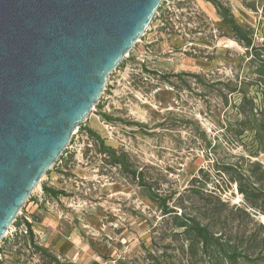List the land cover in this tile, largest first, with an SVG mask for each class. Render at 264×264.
<instances>
[{"label":"rangeland","instance_id":"obj_1","mask_svg":"<svg viewBox=\"0 0 264 264\" xmlns=\"http://www.w3.org/2000/svg\"><path fill=\"white\" fill-rule=\"evenodd\" d=\"M79 127L21 210L41 196L53 229L33 245L13 223L0 264H47L35 246L64 264H264V0H162Z\"/></svg>","mask_w":264,"mask_h":264},{"label":"water","instance_id":"obj_2","mask_svg":"<svg viewBox=\"0 0 264 264\" xmlns=\"http://www.w3.org/2000/svg\"><path fill=\"white\" fill-rule=\"evenodd\" d=\"M162 0H0V241Z\"/></svg>","mask_w":264,"mask_h":264},{"label":"trees","instance_id":"obj_3","mask_svg":"<svg viewBox=\"0 0 264 264\" xmlns=\"http://www.w3.org/2000/svg\"><path fill=\"white\" fill-rule=\"evenodd\" d=\"M208 1H210V0H208ZM216 5L218 7L219 14L223 18V21L231 27L233 32H235L237 35H239L238 39L241 41H244L246 47L252 48L251 39L249 37H247V35H244L241 33L242 28L235 23L233 17L228 18L227 14L223 13L221 10L223 8H221V6L219 4H216ZM107 119L112 120L110 117H108ZM79 128H81V126ZM82 130H84L85 132H87L91 136H95L97 138V140H99V145L101 147L104 145L103 142L100 140L99 136L93 130H91L90 128H83ZM102 151L109 154V157L111 158L110 163L112 165L124 166V162L121 160V158H118L115 155V150L113 148L103 146ZM42 190L44 193H46L52 197H58L59 195L63 194V192L56 190L50 186H47V184H45V183L42 184ZM238 191L242 194H246V190H244L240 184L238 186ZM168 212H172V211L168 210L165 213H168ZM178 219H179V217H178ZM180 220L181 221L177 223V227L183 228L185 233L194 234L202 243L203 248L207 249V246L212 245L214 242L218 241V238H214L213 235L209 232V230L206 227L200 225L198 222L194 221L193 219L186 218L185 216H183L180 218ZM22 222H24L26 224L27 234L21 235V236L24 238H27L28 242L34 245L35 237H34V233H33L32 228H31V223L24 220L23 217H19V219L15 220L14 224H15V226H19ZM18 235L19 234H17V233L15 234L16 237ZM35 247H36L37 251L40 252V254L43 257V260L46 261L47 264H64V263H60L58 258L56 256H53L50 252H48L47 249L42 248L40 246H35ZM239 256H240V254H238V253H225V257L231 263H236V260Z\"/></svg>","mask_w":264,"mask_h":264},{"label":"crops","instance_id":"obj_4","mask_svg":"<svg viewBox=\"0 0 264 264\" xmlns=\"http://www.w3.org/2000/svg\"><path fill=\"white\" fill-rule=\"evenodd\" d=\"M37 203H39L38 199L34 198L33 201L31 202V205L25 210L24 213L30 220L31 228L34 233V237L35 238L39 237L42 239L46 229H50V230L53 229L52 227L57 218L51 215H49V217L45 215L44 218L39 221V219L35 216L36 214L35 211L37 209ZM0 251L4 252L3 249H1Z\"/></svg>","mask_w":264,"mask_h":264},{"label":"built area","instance_id":"obj_5","mask_svg":"<svg viewBox=\"0 0 264 264\" xmlns=\"http://www.w3.org/2000/svg\"><path fill=\"white\" fill-rule=\"evenodd\" d=\"M94 109V108H93ZM78 128L74 131V134L77 132ZM73 134V135H74ZM41 194H42V191L40 190ZM38 201H41V196H38ZM19 214H22L21 217L24 218V220H26L27 222H30L29 218L25 215V213H22L21 211L19 212ZM11 228V227H10ZM11 232H13V235L14 234H20V235H26L27 234V227H26V224L24 222H22L19 226H13V229L11 230ZM2 256H3V252L0 251V260L2 259Z\"/></svg>","mask_w":264,"mask_h":264}]
</instances>
